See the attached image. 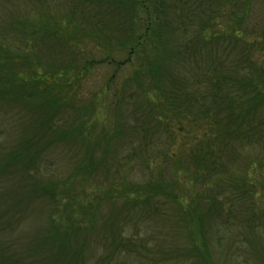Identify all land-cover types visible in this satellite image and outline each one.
Wrapping results in <instances>:
<instances>
[{
    "label": "trees",
    "instance_id": "1",
    "mask_svg": "<svg viewBox=\"0 0 264 264\" xmlns=\"http://www.w3.org/2000/svg\"><path fill=\"white\" fill-rule=\"evenodd\" d=\"M259 1L0 0V264H220L235 217L264 212ZM98 66L112 68L106 88L118 82L103 133L60 94ZM156 140L143 164L162 159L169 176L129 186L122 150ZM102 172L106 192H87ZM179 180L199 191L178 196ZM118 198L126 211L99 209ZM139 215L162 245L127 235Z\"/></svg>",
    "mask_w": 264,
    "mask_h": 264
},
{
    "label": "rangeland",
    "instance_id": "2",
    "mask_svg": "<svg viewBox=\"0 0 264 264\" xmlns=\"http://www.w3.org/2000/svg\"><path fill=\"white\" fill-rule=\"evenodd\" d=\"M259 10H264V3L259 1L258 2ZM54 11V9H53ZM260 17H264L261 15ZM85 47V50L88 52H83L84 55L90 56V54H95V56H101L102 55V49H97L95 47H92L91 44L88 45V48ZM99 68H95L92 70L88 75L84 77H80L79 79L73 81H70V84H68L64 89L61 90L60 94H65L67 98H71L76 104H80L81 106H84L87 104L90 108L93 110V115L91 117V121L94 124V131L103 133V128H107L109 125H112V116L114 113V102L116 100L115 96H113V92L115 88H118V82L117 86L110 87L109 89L105 87V83L108 80V77L112 73V68L105 67V66H98ZM122 73V72H121ZM131 74L132 72L130 69L127 68L125 71H123L122 75ZM121 75V74H120ZM70 76V75H69ZM35 78H37L35 76ZM34 78V79H35ZM50 80L52 78L48 76ZM50 82V81H49ZM46 83L47 85H50L51 83ZM65 86V85H64ZM63 86V87H64ZM193 136V135H192ZM179 142H184L185 146L189 148L191 144L194 142L193 138H179ZM177 144L178 140H177ZM175 144L172 150L175 151V148L178 149L181 147H178V145ZM184 146V147H185ZM185 147V148H186ZM163 149L161 146L160 141L156 140L152 145L149 147L147 146H141L138 143H133L129 146H127L125 149L122 150V154L120 156H123L128 159V161H133L130 164H127L126 169L123 170V168L120 170V173H125V183L129 186H133L135 184H140V182L147 180L150 177V172L153 173L154 176H157V170L159 167H164L166 164L162 163V159L150 161L151 167L149 171H146V166L143 164V161L146 160L149 156L153 157L155 153ZM153 159V158H152ZM59 165V162H53L51 161V170L50 172L52 174H55L59 172V169H57V166ZM169 165H166L163 169V174L167 178L169 176ZM152 175V176H153ZM80 176H78V179L76 180V183H78L81 179H79ZM105 177L103 176V172L96 178L89 179L86 182V191H96L97 193L100 191L101 196L104 192H106L108 185L106 184L107 181H104ZM121 183L125 184L123 181H120ZM176 186H173L171 188H174L173 190L175 193H178V196L181 195V193H184L185 189L189 192L190 198H192V195H196L199 191V188L185 186L183 182L180 180L178 183H176ZM190 190H189V188ZM187 194V195H188ZM189 198V199H190ZM254 203L258 208H264V193L263 191H256V194L253 198ZM126 200H122V198H118L117 201L110 205L107 202L103 205V202H101L100 210L104 211L105 214H108L109 208L119 209V211H126L127 208L125 204ZM140 207V206H139ZM142 208V206L140 207ZM118 211V212H119ZM251 215H249L250 217ZM259 218H254L252 227L247 225L246 223L241 226L243 223L240 221V218L235 217L234 219V226L230 228L227 237H231V241L224 240L223 245H226L228 247L227 254L222 253L220 258V264H264V212H259ZM242 221H245V218H242ZM251 221V222H252ZM231 224L233 222L231 221ZM165 229V228H164ZM127 230V235H134L133 240L139 241V242H145V240L148 242V246L152 245H162L161 238H157L152 234L156 233H163V229H157L153 226L152 220H150V217H144L143 215H139L137 217V221L134 223L132 222L130 226H127L125 231ZM157 230V231H155ZM156 240V241H155ZM146 242V245H147ZM167 244V243H165ZM170 244V243H168ZM228 253L230 254L228 256ZM227 256V258H226ZM139 264H143L138 262ZM134 264V263H133Z\"/></svg>",
    "mask_w": 264,
    "mask_h": 264
}]
</instances>
